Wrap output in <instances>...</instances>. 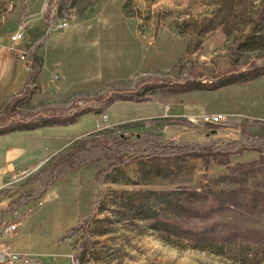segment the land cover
<instances>
[{"label": "rangeland", "instance_id": "374dc122", "mask_svg": "<svg viewBox=\"0 0 264 264\" xmlns=\"http://www.w3.org/2000/svg\"><path fill=\"white\" fill-rule=\"evenodd\" d=\"M17 32L25 36L15 47L26 53L27 73L36 47L43 71L27 102L14 106L12 98L0 106L4 123L42 110L66 113L56 118L64 122L94 99L264 68V0H0L1 54ZM50 81L60 88L56 95ZM193 91L204 90L145 91L142 101L116 100L100 113L109 118L103 125L114 127L99 132L100 114L92 112L38 129L41 140L0 136V183L10 170L44 159L6 183L11 194H0V211L13 199L32 202L16 248L29 261L19 264H264V76L206 91L215 92L209 105L178 104L189 113L218 111L227 117L221 124L192 122L199 117L154 120L164 114L163 99L178 101ZM146 129L163 133L158 142L178 139L196 154L156 157L142 142L135 152L81 162L84 145L132 139ZM209 133L250 140L258 150L228 145L208 152L217 151ZM11 146L21 148L12 169L5 164ZM26 146L35 150L25 152ZM160 193H175L170 206ZM179 204L190 209L185 213ZM5 214L0 219L9 222ZM179 226L193 238L178 236Z\"/></svg>", "mask_w": 264, "mask_h": 264}, {"label": "trees", "instance_id": "16d2710c", "mask_svg": "<svg viewBox=\"0 0 264 264\" xmlns=\"http://www.w3.org/2000/svg\"><path fill=\"white\" fill-rule=\"evenodd\" d=\"M37 49L38 47L32 50V54H31V63H32L33 72L28 79V87L25 91V92L28 91V94L26 95V97H22V98L14 97L12 101L13 103H11L14 104V106L27 102L33 91L29 87L34 83L35 79L38 77L41 68V65L36 57ZM263 76H264V68L256 69L255 67H253V68H245L244 70L234 71L226 75H222L207 80H195V81L187 80L181 83L164 81L154 84L150 87L145 86L142 92L132 91L127 94L117 93L105 99H101V98L94 99L90 101L88 104L76 109V112H74L72 118L64 122H57L56 118H62L66 115V113L59 114L54 111L42 110L36 114H31V115L18 114L11 117V119L7 123H4L0 120V136L11 134L14 132L32 130L41 126L55 124V123L68 124L92 112H96L97 114H99L102 112L101 110L104 108V106L111 104L116 100L142 101L144 99L141 98V95H143V92L145 91H154V92L165 91V92H174V93H186L192 90L216 91L221 88L227 87L229 85H233L241 82H250L252 80H255ZM68 114H71V111ZM152 132H153L152 129H146L144 130L143 135L141 134L133 135L132 139H128L124 135L111 136L105 139L96 140L89 145H84L80 151L81 162L85 164H89L93 162L104 161V159L106 158L117 157L119 154L122 153L127 154L131 152H135L138 146L142 144V142H146L147 148L151 150V154L156 157L171 158V157H181V156L196 154L195 149L193 147H190L189 145H185V146L177 145L176 144L177 140L173 141V144L172 143L162 144L157 140H155V138L163 139L164 138L163 133H152ZM210 133L207 136H209L212 140L216 141L217 144L214 145V147L217 148V151L214 148L212 149L205 148V150L208 152L216 153L218 151L223 150L228 145L230 146L240 145L244 150L251 152L258 150L256 149V146L251 143L250 140H238L231 136L221 135L220 133H217L216 135H211ZM245 139H247V137H245ZM54 180L57 181L58 176ZM173 194L160 193L159 197L163 199L165 205L170 206L171 201L169 200V197ZM178 208L183 212L190 209V207L183 206L180 204L178 205ZM177 229H178L177 235L180 236L181 238H186V237L193 238L194 236L193 232H190L188 229H185L181 226H179ZM220 230L221 231L228 230L229 234H232V233H237L238 231L236 230L239 229L235 227L234 228L225 227V228H221Z\"/></svg>", "mask_w": 264, "mask_h": 264}, {"label": "crops", "instance_id": "0c3cea01", "mask_svg": "<svg viewBox=\"0 0 264 264\" xmlns=\"http://www.w3.org/2000/svg\"><path fill=\"white\" fill-rule=\"evenodd\" d=\"M128 19L135 21L134 18H128ZM18 49H20V48H16L17 51H19ZM3 50H4V52L2 54L0 53V77H1V74H3V71L5 72V75H4V78H2V79L0 78V82H1V84H0L1 85L0 86V106L4 105L5 103H8L9 100H11L12 98L18 96L23 91H25L28 87V79H29L30 75L32 74V73H30V74L27 73V68H28V70H30V68H29L30 66H27V68H26V65L22 61H20L19 58L17 57V55H18L17 52H15V55H12L11 45L3 47ZM42 71H43V69L40 68V73L38 75L39 78L41 77ZM227 87H229V86H227ZM221 89H223V88H221ZM215 92H217V91H215ZM215 92L193 91V92H190L186 98H183V99L178 100V101L163 99V101H165L167 103V105H165L164 114L159 115L157 118H154V120L172 119V120H175L178 122H187L186 119L191 118V117H201V116L206 115V114L219 113L218 111H208V110H205L202 113H191V112L189 113V112H185V109H183V107L181 106V105H184L187 103L190 105H192V104L193 105H197V104L209 105V104H211L209 101V98H211V96L213 94H215ZM203 94H205V95H203ZM179 103H181V105H178ZM171 104H173V105H171ZM103 115H106V114H100V117L97 120L96 131L98 130L99 125L102 127H114V126H110L108 123L103 125V122H104L102 120ZM108 121H109V118H108L107 122ZM45 126H47V125H45ZM117 126H119V125H117ZM42 127H44V126H41V127H38V128L32 129V130L14 132L11 134L1 135V136H7V137L22 136L24 138H32V139L41 140L43 138V136L38 135L35 132ZM96 131H94L93 133H95ZM175 140H178V139H175ZM16 147H18V146H11V147L6 148L5 164L8 163L7 167L10 169H12L14 165L13 164L9 165V163H12L11 162L12 159L17 158V157L15 158V156L18 154V153L16 154V152L21 151L20 147H18V148H16ZM22 149L26 150L25 152H31V151L35 150V147L30 148V147L26 146ZM15 150H16V152H15ZM42 160H44V159H42ZM42 160H40V161H42ZM40 161L36 162L35 164L30 165L27 169L18 170L20 172H17V171L13 172V170H10V173H12V174H9V173L6 174L8 176V180L0 183V194L1 193L2 194L3 193L11 194L12 192H7L4 189V186L6 185V183L11 182L12 179L16 178V175H18V174H22V173H26V172L34 170L35 168L40 166V164H37ZM9 175H11V176H9ZM12 204L13 205L8 209L1 208L0 214L6 213L5 215L12 216V219L9 222L8 221L4 222L5 216H4V218L1 217L0 229H2L5 225L10 224V223H19L20 226H19V230L12 237H10L9 239H7L6 241L3 242L2 248L6 251L18 253V251L16 250L17 240L20 236H22L21 233L24 231V229L27 227V225L30 221L31 214L33 211L32 210L33 207L31 206L32 202H28V200H23V199L21 201H20V199L19 200L13 199ZM22 205H24V206L28 205V206H26L27 210L25 208L24 211H20V208L22 207ZM28 261H29V258L27 259V261L25 263H28Z\"/></svg>", "mask_w": 264, "mask_h": 264}, {"label": "built area", "instance_id": "2783aa9c", "mask_svg": "<svg viewBox=\"0 0 264 264\" xmlns=\"http://www.w3.org/2000/svg\"><path fill=\"white\" fill-rule=\"evenodd\" d=\"M67 24H63L60 28L61 30L66 27ZM25 41V36L23 33L17 32L14 35L11 36V50L14 52H17V57L21 61L26 60V53L23 51H17L15 48V45L18 42ZM103 121H107L108 117L107 115L102 116ZM227 121V117L222 114H206L198 119H193L192 122H201L204 125H218L223 122ZM107 129V127L98 126V130L102 131ZM19 223H10L5 225L2 229H0V264H19L20 262H26L28 257L24 256V254L20 253H14L10 251H6L2 248L3 242L12 237L18 230H19ZM76 264H79L78 260L75 261Z\"/></svg>", "mask_w": 264, "mask_h": 264}, {"label": "water", "instance_id": "95a60500", "mask_svg": "<svg viewBox=\"0 0 264 264\" xmlns=\"http://www.w3.org/2000/svg\"><path fill=\"white\" fill-rule=\"evenodd\" d=\"M49 86L53 95H56L60 88L55 84V81H50ZM216 132H214L215 134Z\"/></svg>", "mask_w": 264, "mask_h": 264}]
</instances>
